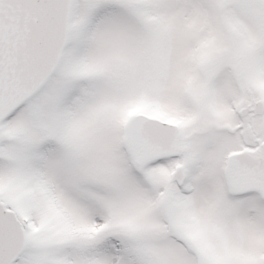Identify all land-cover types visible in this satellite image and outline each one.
<instances>
[{
  "label": "snow or ice",
  "instance_id": "snow-or-ice-1",
  "mask_svg": "<svg viewBox=\"0 0 264 264\" xmlns=\"http://www.w3.org/2000/svg\"><path fill=\"white\" fill-rule=\"evenodd\" d=\"M0 264H264V0H0Z\"/></svg>",
  "mask_w": 264,
  "mask_h": 264
}]
</instances>
